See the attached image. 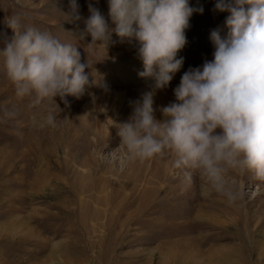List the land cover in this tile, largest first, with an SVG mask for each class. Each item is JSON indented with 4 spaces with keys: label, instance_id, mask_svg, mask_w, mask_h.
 <instances>
[{
    "label": "rangeland",
    "instance_id": "1",
    "mask_svg": "<svg viewBox=\"0 0 264 264\" xmlns=\"http://www.w3.org/2000/svg\"><path fill=\"white\" fill-rule=\"evenodd\" d=\"M76 2L82 18L69 22V0H0V49L13 35L6 20L19 14L23 27L77 46L81 63L90 64L89 80L103 79L109 88L68 96V106L58 96L18 98L0 56V264H210L222 246L240 264H264V181L230 171L243 195L229 202L198 172L186 182L171 155L127 160L115 126L128 120L131 102L152 81L138 76L136 42L120 43L113 33L106 48L89 44L90 35L81 38L89 4L114 27L108 0ZM215 2L189 0L204 11L193 13L185 30L181 69L154 97L158 119L183 73L213 58L211 30L227 33L229 13L215 11ZM50 113L55 127L46 123Z\"/></svg>",
    "mask_w": 264,
    "mask_h": 264
},
{
    "label": "clouds",
    "instance_id": "2",
    "mask_svg": "<svg viewBox=\"0 0 264 264\" xmlns=\"http://www.w3.org/2000/svg\"><path fill=\"white\" fill-rule=\"evenodd\" d=\"M69 22L79 21V5L69 0ZM108 15L89 4L84 20L89 44L107 48L116 34L120 43L138 44L137 55L143 70L138 76L152 83L131 102L127 121L117 123V136L127 150L128 161L173 157L171 166L186 182L193 172L209 181L212 189L229 202L242 197L228 173L251 172L264 181V0H216L214 10L227 12L221 29L210 32L212 59L189 67L173 89L175 101L159 107L156 117L154 97L167 88L183 63L178 52L187 43L186 29L193 13H203L202 5L189 0H108ZM62 11V10H61ZM22 16L6 20L13 35L0 49L4 68L18 98L35 95L36 102L82 98L97 87L109 90L103 79L89 80L78 47L63 43L47 31L23 27ZM15 111L8 115L14 116ZM46 123L55 127L50 113Z\"/></svg>",
    "mask_w": 264,
    "mask_h": 264
},
{
    "label": "bare ground",
    "instance_id": "3",
    "mask_svg": "<svg viewBox=\"0 0 264 264\" xmlns=\"http://www.w3.org/2000/svg\"><path fill=\"white\" fill-rule=\"evenodd\" d=\"M124 97V95L123 94H120V96H119V98H121V100H122V98ZM168 97V96H167ZM168 99H169V101L170 102H172V101H174L175 100V96H174V93H173V95L172 96H169L168 97ZM170 102H168V104L170 103ZM122 103V101H120V104ZM171 165V164H170ZM132 185V184H131ZM120 186V185H119ZM125 186V185H124ZM116 187V186H115ZM125 187H127V186H125ZM120 188H121V186H120ZM114 189V188H113ZM124 189V188H123ZM134 189V188H133ZM115 190V189H114ZM124 193V192H123ZM111 194V193H110ZM169 199V198H168ZM131 204V203H130ZM129 205V204H128ZM132 205V204H131ZM217 205V204H216ZM108 208V207H107ZM115 208H116V206H115ZM114 208V209H115ZM124 209V208H123ZM128 209V208H127ZM117 210V209H116ZM115 210V211H116ZM125 210V209H124ZM107 214V213H106ZM112 215L114 214L113 212L111 213ZM124 214V213H123ZM190 214V213H189ZM188 214V215H189ZM121 215V214H120ZM114 217V216H113ZM118 217H120V216H118ZM116 219V218H115ZM120 219V218H119ZM135 219V218H134ZM193 219V218H192ZM258 219V218H257ZM93 221H95V218H93L92 219ZM120 221V220H119ZM121 222V221H120ZM122 225V224H121ZM124 225V224H123ZM212 226V225H211ZM204 227V226H203ZM192 231V230H191ZM190 232V231H189ZM243 239V238H242ZM193 243V242H192ZM201 251V250H200ZM260 252V251H259ZM264 250H262L261 251V255L262 256H264ZM204 253V252H203ZM211 253V252H210ZM212 254L214 255V256H212L213 258H210L209 260H211L212 259V261H211V263L210 264H240L239 263V261H237L236 260V258H235V254L232 252H225V250H224V248H223V246L222 247H217L216 249H214L213 251H212ZM259 255V254H258ZM53 256V255H52ZM52 258V257H51ZM188 259V258H187ZM190 259V258H189ZM35 262H36V264L39 262V261H37V260H35ZM187 263V262H186ZM244 264H245V262H243Z\"/></svg>",
    "mask_w": 264,
    "mask_h": 264
}]
</instances>
